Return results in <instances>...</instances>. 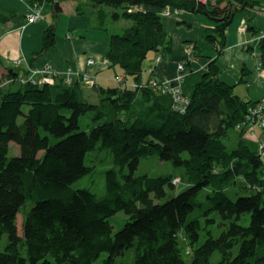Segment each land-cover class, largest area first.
I'll return each mask as SVG.
<instances>
[{"label": "trees", "instance_id": "1", "mask_svg": "<svg viewBox=\"0 0 264 264\" xmlns=\"http://www.w3.org/2000/svg\"><path fill=\"white\" fill-rule=\"evenodd\" d=\"M23 1L34 10L52 5L41 52L55 47L59 0ZM76 1L90 29L107 35L104 59L132 83H95L93 104L80 87L84 76L71 85L57 74L38 82L26 77L7 89L0 79V243L7 236L0 264H264V130L253 113L259 101L221 81L217 64L235 14L258 3ZM178 11L214 22L206 38L217 54L206 70L182 78L189 101L183 113L172 95L142 79L149 54L171 52L162 15ZM124 19L131 26L109 34L108 23ZM245 25L260 34L250 12ZM263 43L255 48L262 68ZM189 55L191 62L193 49ZM11 142L19 156H8ZM153 155L184 176H135L141 159ZM108 163L102 194L74 187L87 176L97 182ZM176 179L185 189L174 196ZM121 211L128 219L114 232Z\"/></svg>", "mask_w": 264, "mask_h": 264}, {"label": "crops", "instance_id": "2", "mask_svg": "<svg viewBox=\"0 0 264 264\" xmlns=\"http://www.w3.org/2000/svg\"><path fill=\"white\" fill-rule=\"evenodd\" d=\"M249 1L258 3L257 8L253 12L244 9L235 14L226 30L224 50L218 58L214 46L206 38L215 27L213 21L203 15L182 11L162 15L163 28L171 39V52L149 54L144 62L143 82L148 84L152 77L158 82L174 80L181 74V64L184 73L203 72L217 58L221 81L234 88L243 85L246 92L237 93L243 99L256 102L263 99L264 72L257 69L258 51L255 50L259 41L246 31L245 20L248 12L253 14L254 25L260 33H264V0ZM59 2L62 12L57 21L55 47L41 52L43 32L53 21L52 5L46 3L34 10L23 0H0V79L7 89L18 86L20 80L26 77L38 82L57 74L71 85L79 82L80 77L88 76L87 82H80L81 90L85 97H96L95 83L113 86L115 78L123 74L121 70H116L117 66L111 67L104 59L106 33L90 29L91 21L87 15H78L75 11L76 0ZM80 2L86 4L85 0ZM37 12L39 17L36 21L29 22L28 19ZM117 25L118 31H124L131 26V22L124 19ZM191 49L196 55L190 57L189 62ZM158 56L160 60L157 64L155 59ZM150 68H153V74L148 72ZM11 70L14 72L13 79L7 77ZM111 73L113 76L109 77ZM130 83L131 79L127 78L126 85Z\"/></svg>", "mask_w": 264, "mask_h": 264}, {"label": "rangeland", "instance_id": "3", "mask_svg": "<svg viewBox=\"0 0 264 264\" xmlns=\"http://www.w3.org/2000/svg\"><path fill=\"white\" fill-rule=\"evenodd\" d=\"M118 25L117 23L113 22V23H108L107 25V29L109 31V34H113V33H118V34H122L123 31H118ZM118 71H120V68L117 67ZM113 73L109 74V77L113 76ZM107 75V74H106ZM88 77V76H87ZM118 77V76H117ZM119 77H125L124 75H121ZM114 78V77H113ZM112 78V79H113ZM126 78V77H125ZM123 79V81L120 82V85L123 86L126 85V79ZM119 83V82H118ZM234 92L237 94H244L246 91L244 90V86L243 85H238L236 88H234ZM86 98H88V101L90 103L96 102L97 98L92 95L87 96ZM26 111V109H25ZM22 118H19V121H21ZM82 121H84V117L81 118ZM227 145H229V147L231 148L232 143L229 141L227 143ZM10 150H9V157H16L20 155V147L18 145H15L14 143H10ZM106 155L103 154V157H105ZM93 156H88V159H91ZM141 163L139 164L137 170H135V176H142V175H148L149 177L153 178V177H158V176H162L164 174L166 175H172V176H176V177H182L185 174V171H183V169L175 167L172 165L171 161H161L157 155H153L152 157H148L145 159H141L140 161ZM112 166L111 163H108L106 166L100 167L99 171L97 172L98 175V180L97 182H95V180H93V177L91 176H87L84 179H81L79 181L76 182V184H74V187H78V188H87L90 187L91 189H93V191H95L97 194H102L104 192V175H103V171L107 170L108 168H110ZM127 172V171H126ZM173 183H178V185H176V190L174 192H170L169 194L171 195H176L178 194L181 190L185 189L184 186L185 185H180V183L175 180ZM231 197L233 199H235V196L233 194H231ZM29 209V206L26 207V211ZM127 217L124 214L123 211L119 212L116 214V216L112 219V224H113V229L114 232H117L119 230H121L123 224L127 221ZM17 222H18V230H21V225H22V216L19 215L17 218ZM7 241V236L5 235L0 243V250L2 251V249L5 246V243ZM218 255H214L213 256V263L216 262V260Z\"/></svg>", "mask_w": 264, "mask_h": 264}, {"label": "built area", "instance_id": "4", "mask_svg": "<svg viewBox=\"0 0 264 264\" xmlns=\"http://www.w3.org/2000/svg\"><path fill=\"white\" fill-rule=\"evenodd\" d=\"M202 1L206 2L207 0H202ZM38 17L39 15L37 12L35 13V15L31 16L28 20L29 22L32 23V22H35ZM256 40L257 41L264 40V33L258 34L256 37ZM159 60H160V56H158L155 59V62L158 64ZM89 64H92V62H89ZM257 69H259L261 73L264 72V68H262V63L260 61V58H258L257 60ZM183 70H184V66L181 64V66H179V72H181V74L179 73L174 80L158 82L155 77H152L148 81V84H147V85H150L156 92H161L163 94L172 95L173 102H174L173 103L174 108L180 113H183L187 109L188 103H189L187 97H185L184 94H182V88H181L182 83L181 82H182V78L185 75ZM41 72H44V71H41ZM148 72L153 74V68H150ZM124 78L125 77L118 76L115 78V81L117 83L119 82L120 84V82L123 81ZM84 80L87 82L89 78L87 76H84ZM253 113H257V115L261 118L259 124H260V128L264 130V98L259 100L258 105L256 106L255 109H253ZM261 146H262V151L264 155V143H262Z\"/></svg>", "mask_w": 264, "mask_h": 264}]
</instances>
